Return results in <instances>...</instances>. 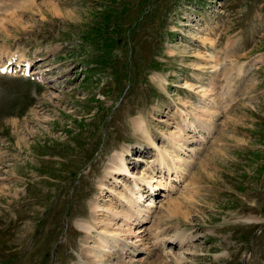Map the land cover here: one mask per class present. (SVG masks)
Masks as SVG:
<instances>
[{"label": "rangeland", "instance_id": "1", "mask_svg": "<svg viewBox=\"0 0 264 264\" xmlns=\"http://www.w3.org/2000/svg\"><path fill=\"white\" fill-rule=\"evenodd\" d=\"M12 54L37 80L0 75V264L85 262L99 231L78 223L128 211L114 155L165 185L154 144L174 151L180 129L172 190L143 191L146 219L122 233L135 264H264V0H0Z\"/></svg>", "mask_w": 264, "mask_h": 264}, {"label": "bare ground", "instance_id": "2", "mask_svg": "<svg viewBox=\"0 0 264 264\" xmlns=\"http://www.w3.org/2000/svg\"><path fill=\"white\" fill-rule=\"evenodd\" d=\"M206 41L209 42L210 39L203 40V42H206ZM206 92L207 91H205L204 94H206ZM134 125H135L136 130L143 133L147 138L150 137V135L147 131V123L143 118H139V119L135 120ZM183 135H184L183 131H182V129H180L177 134H172L170 137H168V139L170 140V144L172 145V147L174 149V151H172V152H170L166 149L161 150L156 144H154V148H155L154 150H156V152H155L156 153V160L154 163H156V166L159 167L158 171L160 170L159 173H161L162 175L164 174V172H166V173L168 172V177L170 178L171 181H175L176 178L178 177L177 174H178L179 166L177 164H178V162H181L182 159L178 156H175V149L178 151L183 150L182 144L184 142L182 144L180 143L181 139L183 138ZM126 153H130L129 149H125L123 152H121L119 154L116 153L114 155V158L112 159L110 166H109V170H108L109 173H107V174L109 175V177H112V179L115 182H117V178H119L118 176H121L124 178L126 177V178L133 180V188L128 189V188L124 187L123 192L120 191L115 195L116 200L119 203H121V205H127L125 207H128L127 210L129 212L128 211L119 212L118 210H115L112 206L110 208H107V207L103 208L99 204L94 205V209L102 210L101 212H104L106 214V216H105V219H102L100 221H97L96 220L97 218H95V220L91 221V222L90 221H81L78 223V224H80V225H78V227L81 229V231H84L87 234L86 239H89V240L92 239V236H93L92 233L94 231H99V232H97V233H99L98 238H97L98 244H95L94 246L91 245L92 246L91 247L89 245H86L87 243H85L86 247H85V250L83 252H84L85 257H87V260L85 262L80 261L79 262L80 264H111V260L113 258H115L116 255H118V254L119 255L121 254L120 257H123V256H126L127 258L130 257V259L128 260L129 262H125L124 264H135L136 262H138L133 257L135 255H138V253L140 254L142 252L139 248L140 244L137 243L140 241H137L135 243V242H132V240L130 241L128 238H126V239L123 238L125 235L124 236L122 235V233H123V234L128 235L127 237L131 236V238H132V235L135 232V231L131 230V228L129 227L130 224L134 221L133 220L131 222V219L133 217L131 212H135L134 216L137 217V218H135L136 219L135 221L139 220V223H142L146 219L141 215L143 210H141L139 207L140 202H143V194H142L143 191L148 192L150 194H153V193H155V191H157L158 189H161V188H162V190L165 188L167 189L170 186H171L170 190H172V188H173V186L171 185V181H169L168 183H166L164 185L165 182H162V178H161V180H158V177H160V176H158L156 179H154L155 176L152 173L156 169L153 170V168H151V169L149 168V171H151L150 176L146 177V174H144V173L139 177L134 176L129 171L128 164L126 163V157H128V155H126ZM173 170H174V172H173ZM171 173L175 174V177L172 178ZM120 182H121V180H120ZM117 183H119V182H117ZM100 186H101V189L105 188L106 187L105 181L102 180V182L100 183ZM125 193H127V195ZM174 204H175V202H174ZM178 204H177V206H178ZM152 205H153V202L150 203V205L148 207L150 208V207H152ZM173 207L176 210V208H177L176 205L172 206V208ZM177 209H179V208H177ZM97 212L98 211H96L95 213L97 214ZM119 217H121V219L124 220V222L126 223L125 226H128L127 229H121V227H119L117 229L112 228L113 224H111V222L114 221L115 219L119 218ZM132 225H134V223ZM134 237L138 238V236H134ZM190 239L185 238V237L181 238L180 236H176V238L167 239V241L173 240V241L177 242V243L174 242L173 244L182 247L183 245L189 243ZM158 242L163 245V242H161L160 239H158ZM114 247H116L115 248L116 250L114 249ZM144 248L146 249V247H144ZM145 249H143V251H145ZM113 250H115V251H113ZM148 254H150V252ZM182 260H184V258L181 259V262H183ZM179 263H180V261H179Z\"/></svg>", "mask_w": 264, "mask_h": 264}]
</instances>
